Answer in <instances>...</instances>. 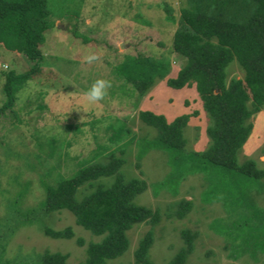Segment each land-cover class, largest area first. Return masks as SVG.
<instances>
[{
	"label": "rangeland",
	"instance_id": "rangeland-1",
	"mask_svg": "<svg viewBox=\"0 0 264 264\" xmlns=\"http://www.w3.org/2000/svg\"><path fill=\"white\" fill-rule=\"evenodd\" d=\"M186 5L187 0H49L51 26L41 45L40 68L4 107L5 72L22 73L35 62L0 45V264H38L45 252L66 254V264L86 258L88 243L103 235L77 225L65 209L43 211L44 184H54L78 166L106 161L109 153L124 159L119 170L125 180L142 179L146 188L132 200L144 214L125 231L124 252L104 264H135L133 250L147 231L152 237L147 258L165 264L184 245V229L196 232L185 264H264L263 104L246 119L252 128L236 151L238 164L252 159L263 171L252 182H222L221 167L204 162L200 166L205 168L198 170L189 162L169 164L166 152L142 145L155 130L139 119L141 109L167 120L191 114L184 127L185 154L203 151L210 143V119L194 84H165L185 62L172 51L171 39ZM91 52H102L101 59L86 64L83 57ZM135 55L160 59L167 66L164 76L154 78L143 92L116 72L127 56ZM243 73L233 58L225 67V82ZM98 78L110 80L112 87L103 101L89 106L82 93ZM171 172L174 179H167ZM113 179L85 183L75 196ZM166 179V185H159ZM45 226L69 227L72 236H47Z\"/></svg>",
	"mask_w": 264,
	"mask_h": 264
},
{
	"label": "trees",
	"instance_id": "trees-1",
	"mask_svg": "<svg viewBox=\"0 0 264 264\" xmlns=\"http://www.w3.org/2000/svg\"><path fill=\"white\" fill-rule=\"evenodd\" d=\"M48 1L0 0V45L35 62L22 73L5 72L2 87L6 99L2 107L14 101L16 90L40 68L41 45L51 26L47 19ZM171 48L185 62L174 76L165 78V84L173 88L194 84L210 119L206 127L210 143L203 151L185 154L184 127L191 114L183 112L167 120L161 113L141 109L139 119L155 130L154 137L144 142L143 147L166 152L169 164L184 166L189 162L198 170L205 168L204 162L221 167L222 182L226 179L252 182L260 178L263 171L256 167L255 161L248 159L238 164L236 151L252 128L246 119L264 105V0H187L172 33ZM233 58L244 73L226 83L225 67ZM166 71L164 61L142 55L127 56L116 67L118 75L131 82L138 92H143ZM142 152L141 146L137 157ZM123 163L122 157L109 153L106 161L78 166L54 184H44L43 211L65 209L72 213L77 225L103 235L100 241L88 243L86 258L78 264H104L106 259L121 255L127 246L125 231L144 214V209L132 200L146 188V183L139 178L125 180L119 170ZM107 176H114L109 185L98 184L76 198L79 186ZM170 178L174 179V172L167 179ZM167 179L159 185H166ZM42 232L53 238L72 236L69 227L55 230L45 226ZM182 236L184 245L165 264L186 263L196 232L184 229ZM76 242L81 244V239ZM151 242V232L147 231L133 250L135 264H153L147 258ZM65 259L64 253L45 252L38 264H66Z\"/></svg>",
	"mask_w": 264,
	"mask_h": 264
},
{
	"label": "clouds",
	"instance_id": "clouds-1",
	"mask_svg": "<svg viewBox=\"0 0 264 264\" xmlns=\"http://www.w3.org/2000/svg\"><path fill=\"white\" fill-rule=\"evenodd\" d=\"M102 52H91L83 57V61L86 64H93L100 61ZM4 69L7 70L8 65H3ZM112 87V82L107 79L98 78L90 87L82 93L83 101L89 105H98L105 99L108 94V90Z\"/></svg>",
	"mask_w": 264,
	"mask_h": 264
}]
</instances>
